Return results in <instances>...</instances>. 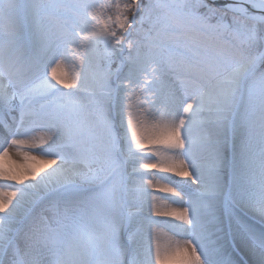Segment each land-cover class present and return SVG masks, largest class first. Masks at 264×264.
I'll return each mask as SVG.
<instances>
[{"label": "snow or ice", "instance_id": "1", "mask_svg": "<svg viewBox=\"0 0 264 264\" xmlns=\"http://www.w3.org/2000/svg\"><path fill=\"white\" fill-rule=\"evenodd\" d=\"M0 182V264H264V0H0Z\"/></svg>", "mask_w": 264, "mask_h": 264}, {"label": "bare ground", "instance_id": "2", "mask_svg": "<svg viewBox=\"0 0 264 264\" xmlns=\"http://www.w3.org/2000/svg\"><path fill=\"white\" fill-rule=\"evenodd\" d=\"M147 171V174H152V173H156L157 176L159 175H170V174H164V173H157L155 169H152V170H146ZM0 183H3V182H0ZM193 188H196L197 186L196 185H192ZM158 196H160L161 198L167 196L166 193H157ZM166 202V201H165ZM170 235V234H169Z\"/></svg>", "mask_w": 264, "mask_h": 264}, {"label": "rangeland", "instance_id": "3", "mask_svg": "<svg viewBox=\"0 0 264 264\" xmlns=\"http://www.w3.org/2000/svg\"><path fill=\"white\" fill-rule=\"evenodd\" d=\"M115 67H116V66H115V65H113V69H115Z\"/></svg>", "mask_w": 264, "mask_h": 264}]
</instances>
